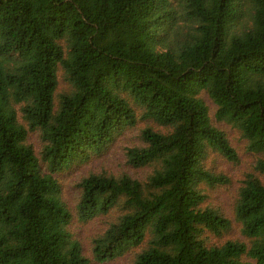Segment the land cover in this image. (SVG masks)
<instances>
[{
  "label": "trees",
  "instance_id": "16d2710c",
  "mask_svg": "<svg viewBox=\"0 0 264 264\" xmlns=\"http://www.w3.org/2000/svg\"><path fill=\"white\" fill-rule=\"evenodd\" d=\"M128 132L69 208L60 177ZM230 132L256 158L233 217L208 165L239 161ZM75 217L104 219L92 259ZM125 256L264 264V0H0V264Z\"/></svg>",
  "mask_w": 264,
  "mask_h": 264
},
{
  "label": "rangeland",
  "instance_id": "374dc122",
  "mask_svg": "<svg viewBox=\"0 0 264 264\" xmlns=\"http://www.w3.org/2000/svg\"><path fill=\"white\" fill-rule=\"evenodd\" d=\"M232 136V141L238 150L239 161L237 163H230L225 161L223 158L214 157L210 158L208 161L209 167H212L215 172L223 173L230 179V183L225 187L217 189L212 194V201L216 205H220L223 210H225L228 215L233 217L234 206L237 200L239 189L242 185L243 180L247 174L253 169V165L256 163V158L246 150V144L244 141L238 137L234 132H230ZM133 134L130 132L126 133L124 137L120 138L113 146L101 157H96L92 159L87 166L83 169L71 171L60 177V182L62 184V196L63 199L68 202L69 208H73L75 196L74 184L77 181V177L82 173L88 171L91 167L101 166L102 162H106L115 167L123 165V148L127 147L134 139ZM73 210V209H72ZM74 212V211H72ZM75 214V212H74ZM104 219H97L89 223H81L76 217L70 225V230L75 238H77L83 245L85 249V254L88 258L92 259L91 253V241L94 236L99 232V229L103 227ZM239 226L234 224L233 230L229 233L228 238H238ZM128 256L117 258L113 261L104 264H127ZM97 264V263H93Z\"/></svg>",
  "mask_w": 264,
  "mask_h": 264
}]
</instances>
